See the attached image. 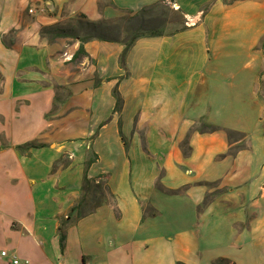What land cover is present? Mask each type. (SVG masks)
Wrapping results in <instances>:
<instances>
[{"label":"crops","instance_id":"obj_1","mask_svg":"<svg viewBox=\"0 0 264 264\" xmlns=\"http://www.w3.org/2000/svg\"><path fill=\"white\" fill-rule=\"evenodd\" d=\"M157 1L0 0V264H264V0H173L186 28L137 38L123 65V41L73 57L78 38L40 34ZM229 130L245 136L233 154ZM84 174L106 176L113 205L78 215Z\"/></svg>","mask_w":264,"mask_h":264},{"label":"rangeland","instance_id":"obj_2","mask_svg":"<svg viewBox=\"0 0 264 264\" xmlns=\"http://www.w3.org/2000/svg\"><path fill=\"white\" fill-rule=\"evenodd\" d=\"M78 16L79 14L71 18L69 17L63 19L62 21L57 23L62 24V26L68 32L74 31L73 30L74 27L76 30L75 32H77L81 36H86V34L89 32V28L86 26L79 28L77 22ZM102 20L106 21V25L109 27L108 32L113 36L121 37L123 43L128 42L129 40L133 39L135 36L138 35L149 36L150 34L153 33H161L162 35L171 34L173 32L180 30L185 24V19L183 17L181 10L176 8L168 0H164V2L160 3V5L151 4L148 6H144L135 12H126L119 10L118 14L115 17L110 19H102ZM229 36L230 38L226 36L222 38V41H224V47H221L222 51L226 49L232 50L235 45L234 42L237 41V40H231L234 37H231V35ZM254 49L257 51H261L264 55V36L259 40L258 44ZM252 61L253 59H251V55H244L235 60L223 58L222 64L224 67L225 66L227 67L231 65L230 63H233L236 67H240L243 66V63L246 62L251 63ZM220 68L222 70L220 74L222 75L221 77H223L227 73L222 69V67ZM257 73H258L257 78L259 79L260 84L258 85V90L255 93H256V97L264 105V79H263L264 67L259 68ZM261 119H262L261 125L264 131V114H262ZM197 127L199 130L202 131L213 129V126H211L210 124H206L204 121H202V124L197 125ZM229 131L227 132V135L231 146L228 152L233 154L237 149L244 146L245 136L244 134L238 131H233V130L231 132ZM184 143L185 140L183 141V144ZM68 161L69 159L67 157L63 158L62 159L63 165H66ZM95 180H97L98 183H95ZM208 185L211 187H215L216 183H209ZM224 194H225V189L215 188L213 191H211L206 195L204 204L210 202L212 199H214L215 196H222ZM83 195L85 197L81 209L82 213L83 211L93 209L94 207L102 203H110L111 205H113L114 203L113 194L110 191V187L107 183V178L104 174L96 176L88 184V186L85 187V191ZM148 210L149 209H146L147 213L149 212ZM208 252H209L208 256H216L218 254H222V252L227 253L228 249L225 247L217 246L213 249H210ZM224 263L226 264L227 261H223V264ZM244 264H251V263L249 262Z\"/></svg>","mask_w":264,"mask_h":264},{"label":"trees","instance_id":"obj_3","mask_svg":"<svg viewBox=\"0 0 264 264\" xmlns=\"http://www.w3.org/2000/svg\"><path fill=\"white\" fill-rule=\"evenodd\" d=\"M168 1L171 2V4L173 3V0H168ZM163 2H164V0L163 1L159 0L152 5H160V3H163ZM120 11L132 12L130 10H125V9H121ZM77 22H78L79 28H82L83 26H86L89 28V32L86 34V36L79 35L77 32H75L76 30L74 27H73L74 31L68 32L67 30H65V28L60 23H55L53 25H48V26H42L40 29V34L44 37L49 38V39H53L55 37H66V36L78 38L80 41V45H79V48L73 57H77L81 54H86L84 47H83V43L87 42L89 40L95 39V38L100 39V40H105V41H122L121 37L113 36L108 32L109 27L106 25V21H104V20L92 21V20H89L88 18H86V16L84 14L80 13L78 16ZM185 28H186V26L184 25L181 29L183 30ZM157 35H162V34L161 33H153V34H150L149 36H157ZM139 37H142V36L138 35V36H135L133 39L129 40L128 42H124V47H123V49L120 53V57H119L120 63L122 65L124 64L125 57H126L128 50L133 45L134 41ZM119 101H120V98L117 96L116 103H119ZM231 131L232 130H230L229 132H231ZM36 146H37V144L34 142H27L23 145L18 146V148L23 151V150H27L28 148L36 147ZM95 159H96V155L89 158L88 161L86 162V165H89ZM58 163L59 162H56L55 166H57ZM93 179L87 178L86 174H84V176H83V190L84 191H85V187L88 186V184ZM84 197L85 196L83 195L82 199L77 204V206L73 207L74 209L76 207H78V215H81V213H82L81 209H82ZM64 227H65V222H63L58 228V230H59V242H60L61 249H63L64 239H65V235L63 232ZM220 261L223 262L226 260L220 259ZM177 264H182V263L178 262Z\"/></svg>","mask_w":264,"mask_h":264},{"label":"built area","instance_id":"obj_4","mask_svg":"<svg viewBox=\"0 0 264 264\" xmlns=\"http://www.w3.org/2000/svg\"><path fill=\"white\" fill-rule=\"evenodd\" d=\"M29 12H32V9H28ZM0 256L2 257H7L8 256V252L6 250H1L0 251ZM11 263L12 264H22V262L19 261L18 258H16L15 256L11 257Z\"/></svg>","mask_w":264,"mask_h":264}]
</instances>
